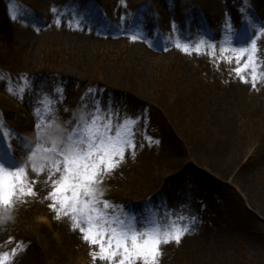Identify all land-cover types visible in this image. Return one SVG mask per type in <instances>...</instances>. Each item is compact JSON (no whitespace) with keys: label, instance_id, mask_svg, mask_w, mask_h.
<instances>
[{"label":"rangeland","instance_id":"1","mask_svg":"<svg viewBox=\"0 0 264 264\" xmlns=\"http://www.w3.org/2000/svg\"><path fill=\"white\" fill-rule=\"evenodd\" d=\"M147 1L159 3L160 10L166 5L170 7H165V14L157 8L154 12ZM232 2V16L239 24L232 39L238 43L252 31L250 25L264 26L260 20L264 0ZM195 6L208 11L203 0H11V4L10 0H0V75L4 77L0 79V122L7 126L3 132L14 130L4 143L10 144L12 150L24 147L15 134L23 131L22 123L4 116L17 109L24 116L20 118L26 120L25 113L31 116L39 91L52 93L56 88L63 89V100L57 104L52 127L70 131L66 121L74 112L79 115L83 111L79 107L81 97L89 88L97 89L105 106L111 101L121 118L125 114L146 113V132L159 140V144L148 145L143 139L145 128L142 121L135 158L126 154L125 162L105 180L104 198L123 208L127 203L144 204L145 211L126 210L140 220L149 214L150 204L142 198L149 185L158 181L159 160L166 152L176 153L182 160L175 178H179L183 169H188L197 177L201 175L210 180L209 176L205 177L209 174L203 170L216 165L224 183L208 191L211 192L209 202L214 211L207 213L205 204H193L195 210L191 216L216 232L218 242L223 249L226 248L224 250L230 258L228 264H264V83L257 84L256 88L245 83L247 95H244V101L239 106L227 107L231 87L239 79L232 71L235 62L229 64L219 59L220 46H216L214 59L194 51L191 55L186 54L160 38L153 19L162 20L165 36V25L169 27L168 24L173 23L169 19L170 11L181 10L180 21L176 23L188 32L196 23H191L187 16L190 10H197ZM13 8L14 11H10ZM53 8L65 14L59 26L51 11ZM75 11L86 14V23L78 29L67 22ZM220 12L218 18L229 15L228 11ZM13 15L17 18L13 19ZM115 23L122 25L124 33L138 29L144 38L152 35L155 44L160 43V48L152 50L144 44L145 39L141 40L144 59L153 58L155 51L159 52L155 55L160 56L162 49L166 48L175 54L160 57V64L150 60L151 65L148 63L149 66L141 70L133 64L136 55L127 34L118 36V48L99 36L101 31H111ZM214 27L223 35L219 25ZM258 45L264 57V33L260 34ZM126 71L131 73L130 81L134 86L128 92L134 95L135 102L127 101V96H116L121 93L119 79ZM23 75L29 77L31 88L20 99L8 89H15ZM122 103L125 104L120 107ZM126 103L131 106L129 111ZM29 123L35 135L32 121ZM140 143L144 144L142 148ZM240 176L245 177L251 192L238 182ZM28 177L37 179L31 170H28ZM166 178L163 182L169 180ZM46 179L45 174L35 185L37 196L28 197L26 203H17L14 210L5 214L10 218L1 230L0 253H10L23 242L24 251L12 264H93L92 249L80 232L73 230L67 217L57 219L49 207L51 201L45 197L51 186L44 183ZM41 185L44 188L40 190ZM228 191L234 194V200L229 198ZM151 201L165 203L171 208L165 201L152 198ZM173 203L176 204L177 200ZM44 219H48L47 222ZM228 244L232 247L228 248ZM170 247V244L163 246L160 264L168 261L169 253L174 261L172 259L168 264H189L185 259L175 257ZM97 263L101 264L100 261Z\"/></svg>","mask_w":264,"mask_h":264},{"label":"snow or ice","instance_id":"2","mask_svg":"<svg viewBox=\"0 0 264 264\" xmlns=\"http://www.w3.org/2000/svg\"><path fill=\"white\" fill-rule=\"evenodd\" d=\"M51 11L59 26L65 14L56 8ZM67 22L78 29L86 23V14L75 11ZM250 27L252 31L238 43L232 39L234 33L231 27L225 28L224 38L218 42L219 59L229 64L235 62L232 71L236 77L256 88L257 84L264 83V57L258 45L264 26L258 28L252 24ZM127 34L132 40L142 38L138 29ZM173 35L177 39L175 46L186 54L191 55L194 51L198 55L208 54L216 58L217 45L210 42L212 38L206 37L203 32L198 33L199 39L193 42L181 37L173 25ZM0 79H4L3 75ZM30 88L29 77L23 75L15 89L9 87L8 91L23 99ZM62 100L61 88L38 95L32 107L35 140L30 141L28 137L16 134L24 145L21 154L26 158L22 164L15 159L11 145L4 143L14 130L3 132L7 126L0 122V223L10 218L5 214L14 210L17 203H26L28 197L38 195L35 185L40 183L38 178L46 174L44 183L51 186L45 197L51 201L49 207L56 213L57 219H70L73 230H78L92 249L90 256L93 264L96 261L101 264H160L163 246L180 244L192 230L196 217L188 215L184 206H165L151 210L145 218L138 220L122 205L105 199L106 190L103 187L105 180L125 162L126 154L135 158L142 121L145 128L143 139L149 146L159 144V140L146 132L147 114H125L121 118L111 101L105 106L99 98V90L89 88L81 97L79 107L83 111L79 115L74 112L72 118L66 121L71 130L53 129L57 104ZM46 136L55 138L45 139ZM143 146L140 143L139 147ZM29 168L37 179H29ZM22 251L24 246L20 242L10 253H0V264H12Z\"/></svg>","mask_w":264,"mask_h":264},{"label":"bare ground","instance_id":"3","mask_svg":"<svg viewBox=\"0 0 264 264\" xmlns=\"http://www.w3.org/2000/svg\"><path fill=\"white\" fill-rule=\"evenodd\" d=\"M147 2L151 4L152 11L156 12V8H157V11L160 10L159 3H157L156 1H147ZM203 3L206 6V9L212 14V17L215 18L216 20L215 24L220 25V28L222 29L223 33H225L224 32L225 28L229 26L233 30V33L234 34L236 33L237 28L239 27V24L235 23L236 19L232 16V10H231L232 3H233L232 0H203ZM165 7L168 8L170 6L166 5ZM165 7L161 8L160 10L161 13L164 12L165 14V11H164ZM220 11H228L229 13L228 17L222 18V16H220L218 18V14L219 15L221 14ZM170 15L171 16L169 17V19L176 25V27H180V25L177 24L176 22L180 21L181 10H178L175 13L170 11ZM260 20L264 22V13L261 14ZM153 21L156 22L157 19H153ZM160 24H162V21L159 22V25ZM223 24H225V26H223ZM110 33H111L110 31L107 32L108 37L110 38L108 39V42L111 43L110 45H113V46L115 45V47L118 48L120 44V40L117 39L118 36L116 35H120L121 33L120 34L115 33L116 35H112ZM219 41L216 42V45H220L218 43ZM193 42H195V40ZM131 45L136 55V57L134 58L135 60L133 64L137 65L141 70L144 69L146 65L148 66L149 64L151 65V63H149L150 60H153L156 64H160L159 61L162 60L160 57H164V56L166 57V56H171L175 54V51L172 52V49L170 51L169 50L166 51L164 49L163 51H161L162 54L160 56H156L155 53H159V52L155 51L154 53H152L153 58H149L148 60H146L143 57L144 53L141 52V50L142 51L144 50L143 48H141L140 41L131 39ZM229 54H232V53H229ZM121 76L123 77L119 79V86L121 90L120 92L122 94L116 93V96H121L124 98L127 96L128 98L126 99L127 101L135 102V99L133 98L134 95L128 92L134 86L133 82L130 81V78H132L131 73L129 71H126ZM87 80H89V77ZM244 84L245 83H243L240 80H238L237 83L233 84V86L231 87V91L229 93V97L227 99V107L228 106H233V107L239 106L244 101V95H247ZM124 92H126L127 95H125ZM38 94H40V91L38 92ZM124 104L125 103H122L120 107H123ZM130 107L131 106L127 104L126 110H128V108ZM4 117L11 118V119L16 118L17 123H22L21 129L24 131V134H23L24 136L22 137H27L25 134H28L32 130L29 121L28 120L23 121L20 118L24 116H21V113L18 112L17 109L16 111L14 109L10 110L9 113H7V115H5ZM44 138L51 139L55 137L46 136ZM181 161L182 160L180 156L178 157L176 153H173V152H169V153L166 152L165 155H163V159L159 160L161 167L159 168L158 181L153 182L151 185H149L148 191L145 194V197L142 198V199H146V203L150 204L149 212L151 210L162 209L165 207V203L164 204H159L156 202L154 203L151 201V198H152L155 201L167 202L171 208H173V206L174 208H177L179 206H184L186 209V213L188 215H192L195 210L193 204H202V203L206 205L205 211L207 213H212L214 209L212 205H210V202H209L211 192H208V191L212 190L219 184L224 183L220 180V178L222 179V177H220L221 170L218 169L216 165H213L212 167L206 169L205 171L203 170V172H206L209 174V175H205V177H208V176L210 177V180H208V178H204L201 175L197 177L196 174L191 173V171H189L188 169L187 170L183 169L182 173H180L179 175V178L183 180L179 181L178 180L179 178L178 177L175 178V177H176ZM212 173H214L215 175L214 176L210 175ZM187 174L190 177L187 176ZM42 177L43 175H41L39 179L42 180ZM164 177H167V178L169 177V180H168L169 182L168 181L163 182ZM238 182H240L248 192H251V189H249V185H248L249 183L245 181L244 176H240L238 179ZM38 188L41 190V188H44V185H41V187H38ZM155 191L158 192L157 195L155 194ZM162 193L165 194V197H163ZM227 194L229 195V198L231 200H234L232 199L234 194L232 195L231 192L229 191L227 192ZM174 200H177L176 204L173 203ZM134 203L135 204L127 203L126 206L124 207V210L128 209L131 211H139V212L146 210L144 209V204H138L136 202ZM201 206L202 205H199L200 208ZM215 214L217 215L216 210H215ZM69 223H71V221ZM3 224H5V222L0 223V238L3 234V232L1 231L4 227ZM221 227L224 229L223 226ZM170 246L172 248L170 252H175V257H178L180 259H185L186 262L189 264H228V260L230 259L229 257H227L228 254L224 250L226 248L223 249L221 244L218 242V235L216 234V232L210 228L204 227L199 222V220H196L195 224L192 226V230L183 237L182 242L180 244L177 245L175 243H171ZM1 247H2V242L0 243V249ZM227 247L231 248L232 245L228 244ZM167 256H168V261L165 264H168L172 259L174 261V258L171 253H169Z\"/></svg>","mask_w":264,"mask_h":264}]
</instances>
